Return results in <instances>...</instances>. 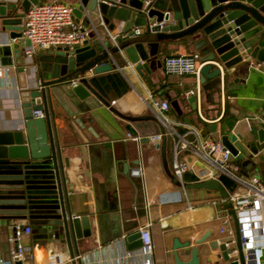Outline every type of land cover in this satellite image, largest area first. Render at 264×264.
I'll list each match as a JSON object with an SVG mask.
<instances>
[{
	"label": "crops",
	"instance_id": "crops-1",
	"mask_svg": "<svg viewBox=\"0 0 264 264\" xmlns=\"http://www.w3.org/2000/svg\"><path fill=\"white\" fill-rule=\"evenodd\" d=\"M60 1L75 8L77 0ZM72 18L81 24L83 15L72 14ZM86 30H89L88 40H95L96 31L91 27ZM98 31L101 37L118 33L117 28L109 32L104 25ZM187 33L176 32L175 39L161 44L156 57L148 62V72L142 70V75L133 71L120 55H115L111 70L96 74L88 70L81 74L109 106L85 87L78 94L68 82L50 88L47 111L59 150L58 164L64 165V158H68L69 166H63V170L66 184L70 185L67 192L70 210L74 216L88 217L90 234L78 240L80 252L75 256L82 264L143 262L145 256L140 252L138 240L127 238L145 225L153 245L151 264H189L192 249L197 250V264H217L221 251L210 244L227 238L220 233L222 216L229 214L220 192L192 185L205 179L209 166L194 153L179 147L178 157L187 161L188 169L180 184L173 183L165 173L160 148L151 141L154 134L160 133L159 124L149 119L130 122L110 108L127 116H153L149 96L165 100L169 104L167 116L179 133L192 126L200 137L214 138L210 130L213 124L218 140L230 149L240 180L222 173L215 177L228 196L243 194L244 184L252 176L264 180V63L251 59L227 75L219 64L220 84L203 91L199 75H168L164 70L166 56L198 52L203 58L202 50L196 48V41ZM25 40L21 37L13 41L8 30L0 25V48L8 47L0 53V68L5 70L0 76V125L7 128L22 126L18 96L24 87L18 67L24 66L26 83H34L45 58L63 47L38 48L29 57L25 51L30 46ZM257 45L264 50V32L258 37ZM7 54L12 66L1 64V58ZM208 63L216 65L213 61L205 64ZM39 79H42L40 74ZM190 89L197 97L196 108L188 101L190 96L185 95ZM128 127L138 140L126 137ZM165 136L166 163L171 172L176 136L167 133ZM13 221L17 220L0 218V264H8L11 246L8 226ZM18 221L31 227L22 238L32 253L31 264H71L67 249L61 251L55 244L53 254L48 249L49 240L58 239L56 231L49 234L47 225L33 217ZM261 250L258 261L264 264V248Z\"/></svg>",
	"mask_w": 264,
	"mask_h": 264
},
{
	"label": "water",
	"instance_id": "water-1",
	"mask_svg": "<svg viewBox=\"0 0 264 264\" xmlns=\"http://www.w3.org/2000/svg\"><path fill=\"white\" fill-rule=\"evenodd\" d=\"M40 1L19 0L17 3H7L0 0V25L8 30L10 39L22 37V18L31 4ZM72 14L75 17L83 15L80 26L83 29L91 27L96 31L95 40L87 39L83 45L74 47L63 46L54 55L45 58L38 76L34 77V83H26L24 66L18 67L21 87H24L18 96L22 126L7 128L0 125V218L40 219L41 223L47 225L46 231L49 234L53 231L58 233L56 241L49 240V251L53 254L54 244L58 245L61 251L68 250L71 264H82L81 259L75 256L80 252L78 240L90 234L88 217L74 216L70 210L67 193L70 185L66 184L63 170V166H69L68 158H64V165L58 164L59 150L54 143L52 123L47 111L50 88L59 82L71 83L79 75L78 85H70L73 91L78 94L85 87L96 99L109 106L81 74L88 70H93L95 74L111 70L115 65V55H120L132 66L133 71L142 75V70L148 72V62L156 57L161 44L175 39L176 32L187 31V35L196 41V48L202 50L203 62L216 63L205 64L200 69L202 89L208 92L220 84L219 64L227 75L251 59L264 63V50L257 45L258 37L264 32V0H77ZM100 25L106 26L109 32L118 29L114 43L108 35L100 36ZM136 28L143 31L135 33ZM25 43L30 45L28 39ZM6 49L7 46L0 48V53ZM1 64L12 66L11 57L3 55ZM27 74L30 76L32 71L29 70ZM188 101L196 108L197 97L191 95ZM110 110L130 122L149 119L159 124L162 138L156 147L161 150L165 173L173 183L180 184L167 166L165 128L158 119L153 116H127L114 108ZM35 111H44L45 114L37 117ZM186 122L189 124L188 119ZM210 130L218 140L220 137L215 134L213 124ZM262 130L264 132V124ZM128 132L135 135L130 127ZM224 147L230 152L227 145ZM192 185L215 189L223 198L228 197L216 178ZM224 207L232 217L235 233L227 244L217 241L210 244L213 249L219 248L221 251L217 264H255L254 259H251L253 251L249 255L241 246L235 208L229 202ZM134 238L138 240L139 247V231L127 240ZM190 254L189 264H197V250L192 249Z\"/></svg>",
	"mask_w": 264,
	"mask_h": 264
},
{
	"label": "built area",
	"instance_id": "built-area-1",
	"mask_svg": "<svg viewBox=\"0 0 264 264\" xmlns=\"http://www.w3.org/2000/svg\"><path fill=\"white\" fill-rule=\"evenodd\" d=\"M30 9L22 18L21 32L22 37L30 42V47L26 49L27 56H31L36 49L51 48L58 46L83 45V42L89 37V30L83 29L78 22L72 18L73 7L60 0L40 1L31 4ZM140 29L136 28L135 33ZM116 35L110 36V41L114 43ZM16 38L12 40L15 41ZM206 62H203L198 52L189 54H173L163 58L165 73L168 75H195L200 76V69ZM4 68H0V76L3 75ZM78 78L72 79L70 85H75ZM194 94L190 89L185 93L186 96ZM149 108L153 117L164 126L165 133L176 136L173 154L174 159L171 164V173L181 180L182 176L188 169V163L178 157L179 147L194 153L198 158L203 160L209 170L204 174L205 179L215 178L218 173L231 176L240 180L237 172L238 165L232 160L229 152L223 144L212 137L202 138L192 126L184 132L179 133L171 124L170 117L167 116L169 104L165 100L151 98L149 96ZM34 115L41 117L40 111H35ZM126 137L136 141L138 136H133L129 132ZM162 136L160 133L154 134L151 141L156 146ZM204 179V180H205ZM245 192L243 194H234L223 198L224 203H232L233 208L238 214V227L240 231L241 246L246 253L253 249L255 264H259L258 257L264 248V180L257 176H252L249 182L244 184ZM233 220L229 214L222 216V228L220 233L227 236L222 242L228 243L234 237L235 229L232 226ZM31 227L20 221H13L8 226L10 257L8 264H31L33 258L28 246L22 242V238L29 234ZM140 232V252L145 256V260L139 264H151L153 253L152 239L148 226L139 228ZM259 246V247H258Z\"/></svg>",
	"mask_w": 264,
	"mask_h": 264
}]
</instances>
